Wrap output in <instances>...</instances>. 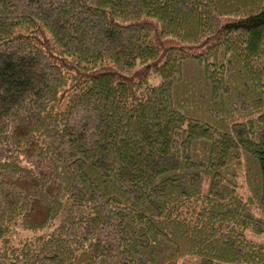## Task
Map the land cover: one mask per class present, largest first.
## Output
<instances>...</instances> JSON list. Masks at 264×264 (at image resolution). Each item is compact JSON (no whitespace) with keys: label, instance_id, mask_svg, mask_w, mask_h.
Returning <instances> with one entry per match:
<instances>
[{"label":"trees","instance_id":"obj_1","mask_svg":"<svg viewBox=\"0 0 264 264\" xmlns=\"http://www.w3.org/2000/svg\"><path fill=\"white\" fill-rule=\"evenodd\" d=\"M263 233L264 0H0V264H264Z\"/></svg>","mask_w":264,"mask_h":264},{"label":"rangeland","instance_id":"obj_2","mask_svg":"<svg viewBox=\"0 0 264 264\" xmlns=\"http://www.w3.org/2000/svg\"><path fill=\"white\" fill-rule=\"evenodd\" d=\"M158 81H157V79H153V83H157ZM244 193H246L245 192V190H242ZM39 232H41V231H39ZM25 234H29V235H31V234H33V232H31V231H26L25 232ZM255 240H257V241H259V242H263L264 243V233H263V235H261V236H252Z\"/></svg>","mask_w":264,"mask_h":264}]
</instances>
